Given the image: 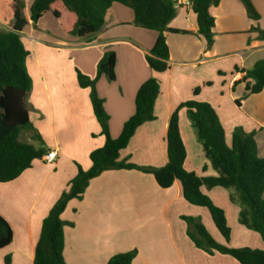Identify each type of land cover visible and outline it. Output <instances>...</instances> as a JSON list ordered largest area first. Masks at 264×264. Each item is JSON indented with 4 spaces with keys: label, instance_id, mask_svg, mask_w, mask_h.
<instances>
[{
    "label": "crops",
    "instance_id": "crops-1",
    "mask_svg": "<svg viewBox=\"0 0 264 264\" xmlns=\"http://www.w3.org/2000/svg\"><path fill=\"white\" fill-rule=\"evenodd\" d=\"M11 2L0 0V30L12 29ZM176 2L169 27L178 32L165 34L170 59L164 72L152 71L145 60L158 33L134 25V11L118 2L108 9L103 29L86 37L66 34L52 14L42 16L36 26L24 27L20 36L29 52L26 67L32 78L26 107L34 130L26 131L20 140L42 145L57 156L53 163L35 160L15 180L0 182V216L13 232L12 242L0 250V264H7V259L9 264H34L44 218L69 189L78 168H91V152L105 143L90 90L79 86L76 73L97 78L105 53L116 55L115 79L100 75L96 90L104 101L112 138L119 137L124 123L134 115L140 86L150 78L160 85L154 119L136 129L120 160L139 167H164L167 130L177 111L186 150L185 170L199 177H216L218 172L183 106L189 101L206 102L216 110L228 145L236 128L252 133L258 156L264 158V88L252 94L246 83L253 81H240L264 59V41L252 30H264V0H252L259 20L248 16L240 0H221L212 6L215 26L210 48L198 32L192 0ZM33 3L26 0L28 15ZM36 134L41 142L34 139ZM202 192L224 211L230 228L228 241L206 208L184 198L180 182L162 188L152 174L137 169L103 172L89 182L82 199L71 200L61 215L70 223L64 228V261L107 264L114 255L136 250L132 264H240L230 255L208 253L196 246L185 218L200 221L219 244L264 250L260 234L240 223V206L232 200V190L203 187Z\"/></svg>",
    "mask_w": 264,
    "mask_h": 264
},
{
    "label": "trees",
    "instance_id": "trees-1",
    "mask_svg": "<svg viewBox=\"0 0 264 264\" xmlns=\"http://www.w3.org/2000/svg\"><path fill=\"white\" fill-rule=\"evenodd\" d=\"M177 0H34L30 15L26 11V0H12L10 12L13 17L11 30H0V182L7 183L18 178L40 160L47 150L20 140L22 131L34 130L26 107V97L32 87V79L27 71L29 55L20 33L28 24L36 26L38 20L52 14L66 34L79 38L100 32L105 25V17L113 3H121L134 11L133 24L158 33L153 48L145 60L154 72H164L169 68L170 51L166 32H178L169 27L176 15ZM221 0H192V8L197 16L198 32L204 37L207 47L214 43L215 19L210 13L212 6ZM247 14L259 20L260 14L252 0H240ZM264 41V30L253 28ZM116 55L105 53L98 63V76L105 74L115 79ZM81 88L90 90L93 112L100 124L105 143L91 152V168H78L77 175L70 181L69 189L50 209L44 218L41 234L35 248L34 264H66L63 258L64 228L70 223L62 220V213L68 203L81 200L89 182L110 170L137 169L154 176L158 185L168 188L180 182L184 198L192 205L206 208L224 238L230 239L224 211L218 208L202 192V188L223 187L232 190V200L240 206V223L260 234L264 241V158L258 156L257 144L252 133L236 128L232 143H226L225 131L216 110L206 102L189 101L186 107L188 117L202 144L206 157L218 172L216 177H199L184 168L186 150L180 136L178 112L175 111L169 122L166 143L168 162L161 168L139 167L120 160V152L125 149L136 129L154 119V103L160 93V85L155 78L144 82L137 91L135 113L123 125L121 134L114 139L110 135L109 117L104 101L96 90L97 78L91 79L77 71ZM246 83L249 93H259L264 88V59L245 72L240 80ZM197 88L194 93L199 92ZM239 103V102H238ZM34 139L41 142L38 134ZM191 226L190 237L196 246L208 253L218 252L232 256L240 264H264V250L251 248H230L214 240L204 225L193 218H185ZM13 239V232L7 221L0 216V250ZM138 252L132 250L114 255L107 264H132ZM9 264V259L6 260Z\"/></svg>",
    "mask_w": 264,
    "mask_h": 264
},
{
    "label": "built area",
    "instance_id": "built-area-1",
    "mask_svg": "<svg viewBox=\"0 0 264 264\" xmlns=\"http://www.w3.org/2000/svg\"><path fill=\"white\" fill-rule=\"evenodd\" d=\"M56 153L55 152H47V154H45L43 156V159L46 161V162H49V163H53L56 161Z\"/></svg>",
    "mask_w": 264,
    "mask_h": 264
},
{
    "label": "rangeland",
    "instance_id": "rangeland-1",
    "mask_svg": "<svg viewBox=\"0 0 264 264\" xmlns=\"http://www.w3.org/2000/svg\"><path fill=\"white\" fill-rule=\"evenodd\" d=\"M31 77V76H30ZM32 79V78H31ZM26 134V131L24 130V131H22V133H21V139H23L24 140V138H22V136H24Z\"/></svg>",
    "mask_w": 264,
    "mask_h": 264
}]
</instances>
